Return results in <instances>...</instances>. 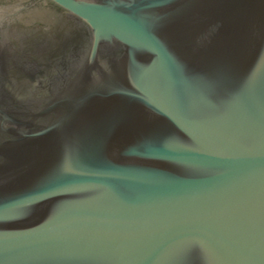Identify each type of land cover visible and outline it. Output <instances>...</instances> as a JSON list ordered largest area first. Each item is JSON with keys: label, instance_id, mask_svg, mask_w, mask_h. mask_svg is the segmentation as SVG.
Returning <instances> with one entry per match:
<instances>
[{"label": "water", "instance_id": "water-1", "mask_svg": "<svg viewBox=\"0 0 264 264\" xmlns=\"http://www.w3.org/2000/svg\"><path fill=\"white\" fill-rule=\"evenodd\" d=\"M0 264H264V0H0Z\"/></svg>", "mask_w": 264, "mask_h": 264}]
</instances>
